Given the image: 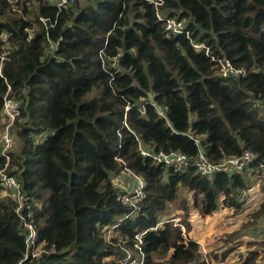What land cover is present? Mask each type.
<instances>
[{
    "label": "trees",
    "instance_id": "16d2710c",
    "mask_svg": "<svg viewBox=\"0 0 264 264\" xmlns=\"http://www.w3.org/2000/svg\"><path fill=\"white\" fill-rule=\"evenodd\" d=\"M167 18L189 36L169 34ZM0 53V115L5 79L21 101L6 172L21 183L43 249L24 259V219L0 187V264H121L141 231L145 264H218L230 252L204 251L188 233L193 215L221 209L253 233L229 264L264 258V192L245 213L241 196L248 173L264 177V0H80L61 10L0 0ZM225 58L244 73L223 75ZM141 148L188 163L177 169ZM244 152L255 158L240 172L196 165L200 155L218 166ZM125 168L145 183L135 201L114 185Z\"/></svg>",
    "mask_w": 264,
    "mask_h": 264
},
{
    "label": "built area",
    "instance_id": "2783aa9c",
    "mask_svg": "<svg viewBox=\"0 0 264 264\" xmlns=\"http://www.w3.org/2000/svg\"><path fill=\"white\" fill-rule=\"evenodd\" d=\"M42 1L47 3L48 5L54 6L57 9L61 10L63 8H67L73 5L74 3L80 0H42ZM147 1L152 2L155 6L160 5L162 3V0H147ZM157 16L158 18L161 19V16L159 14ZM41 20L47 23V20L45 18L41 17ZM165 25L169 34H172L174 36L179 34L186 35L187 37L189 36L188 30L185 28L184 24L181 21H177L174 18H167ZM29 37H31V33ZM2 38L3 39L7 38V34L3 33ZM193 46L196 49H200L203 47V45L197 43H193ZM53 48L54 45L52 42H50L48 45V50L51 51ZM206 52H208V50H206ZM4 55L5 53H0V61L3 60ZM217 62L219 63V71L223 75L231 74L236 76L244 73V70L234 67L229 59L226 58L218 59ZM5 82L7 84V92L3 97V103H2L1 115H0V155L4 157L5 163L3 168H1L0 170V187L4 194L13 196L15 200L18 202L17 212L24 219V226L27 231L25 238L26 253L24 256V259H26L27 257L38 256L43 251V249L41 247V243L37 241L38 234L36 228L34 227L33 223L30 220H27L25 218V217H30L31 212L27 211L25 215L23 214V210L27 198L21 192V183L14 176L9 175L6 172V169L10 162V152L13 150L15 144L16 135L14 134L15 129L13 127L15 120L20 113L21 101L9 97L8 91L10 90V85L6 79ZM141 150L143 155H151L157 162H164L166 163V165L174 166L177 169L184 168L188 163V157L185 154L178 151H170L168 153L160 151L157 154H151L149 151H146L142 148ZM254 158L255 155L252 152H244V154L240 157L230 158L218 166H210L206 164L204 156L200 155L196 165L199 172L205 175H209L216 170H224V169L229 170L231 172L233 171L240 172L244 170L254 160ZM260 167L264 170V164H261ZM125 169L128 172H131L128 168ZM135 178L138 180V185L133 192L134 198L132 199L134 201L143 196L142 189L145 184L143 178H141L140 176L136 175ZM119 198L123 202H128V197L126 194L120 195ZM171 220L174 225L180 226L184 231V225L179 222V219L177 217L171 218ZM263 220L264 217L262 218L261 225L264 223ZM260 231L261 232L264 231V226L260 228ZM143 233L144 232L141 231L135 234V238L137 239V242L134 244V247L136 248L135 249L136 251L133 249L125 250V254L122 256V258H120L121 264H145V254L142 252L140 248V244H141L140 238L142 237ZM259 234L257 235L260 236ZM207 262H211V261L207 260ZM218 264H226V263L220 262Z\"/></svg>",
    "mask_w": 264,
    "mask_h": 264
},
{
    "label": "rangeland",
    "instance_id": "374dc122",
    "mask_svg": "<svg viewBox=\"0 0 264 264\" xmlns=\"http://www.w3.org/2000/svg\"><path fill=\"white\" fill-rule=\"evenodd\" d=\"M14 134H16L15 130ZM15 144L13 150L16 148ZM247 178L251 188L241 194V196L243 195L244 197L243 213L248 212L257 205L259 197L264 192V177H258L255 174L248 173ZM114 185L120 186L123 190H131L134 192L138 185V180L135 178V175L124 169L123 172L114 178ZM182 195L185 196L186 193L183 191ZM34 201L36 202V199H34ZM168 208H173L172 203L168 204ZM231 212V210L221 209L210 216H201L200 214L193 215L189 220L192 224L189 236L196 240H200L207 251L214 250L219 253L222 251L230 252L233 254L229 256L231 260L234 259L233 256L238 257V252H247L248 248L245 246V241L247 237L249 239L253 238L251 236L253 233L238 230V225L243 215L231 217L229 216ZM171 214L170 216H174L173 212ZM168 215L164 217V220L168 218ZM177 218L180 222L181 219L179 217ZM263 226L264 223L260 225V228ZM113 233L114 232L107 231L104 234L105 240H107L110 235H114ZM232 235L234 236L232 237ZM238 239H241L240 244H237Z\"/></svg>",
    "mask_w": 264,
    "mask_h": 264
},
{
    "label": "crops",
    "instance_id": "0c3cea01",
    "mask_svg": "<svg viewBox=\"0 0 264 264\" xmlns=\"http://www.w3.org/2000/svg\"><path fill=\"white\" fill-rule=\"evenodd\" d=\"M189 235H190V232L188 233V236H189ZM189 237L192 238L191 236H189ZM192 239H195V238H192ZM195 240H196V239H195ZM196 241L200 243V245L202 246L203 250L205 251V247L203 246L202 242H201L200 240H196ZM230 255H233V254L229 253L228 257H227L226 260H225V263H226V264L232 263L234 260L237 259V257L233 256L234 259L231 260V259L229 258ZM229 259H230V260H229ZM211 262H213V261L211 260ZM257 264H264V258H263V259H260V260L257 262Z\"/></svg>",
    "mask_w": 264,
    "mask_h": 264
}]
</instances>
